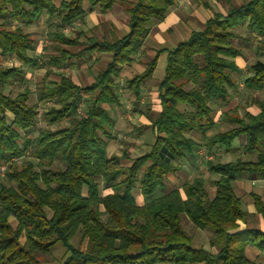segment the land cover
I'll return each mask as SVG.
<instances>
[{
    "label": "trees",
    "instance_id": "obj_1",
    "mask_svg": "<svg viewBox=\"0 0 264 264\" xmlns=\"http://www.w3.org/2000/svg\"><path fill=\"white\" fill-rule=\"evenodd\" d=\"M177 1L0 0V55L22 64L0 66V169L5 168L10 182L0 184V264H45L43 257L57 246L65 250L61 264H260L248 260L246 247L264 252V233L237 232L238 222L248 215L233 183L238 177L264 180V103L258 102L257 115L228 119L233 126L229 131L206 134L215 128L214 104L227 103L238 86L241 70L236 58L241 51L232 43L234 30L245 26L259 35L258 50L264 53V0H241L227 15L216 13L204 29L193 31L188 41L169 52L166 76L158 86L161 111L152 122L155 143L149 154L125 168L107 153L105 138H113L115 120L106 106L121 103L117 80L122 67L142 52L151 23L163 21ZM86 3L104 13L119 4L129 17V32L113 41L94 40L78 53L69 50L80 45L78 38L55 32L52 39L59 54L49 58L56 67L69 66L74 58L81 62L87 53H107L112 59L87 88L69 77H46L49 83L37 88L36 98L40 104L54 105L40 118L38 103L29 102L30 88L5 94L7 86L27 81L23 66L32 71L47 67L40 64L43 56H31L34 41L24 27L44 16L70 25L87 14ZM157 61L156 55L143 74L128 81L136 102ZM250 70L245 88L264 92V63L257 61ZM86 93L91 97L84 116L59 131L39 128L41 121L55 125L69 118ZM195 131L202 133V143L190 137ZM240 137L246 139L241 148L246 158L208 163L218 177L212 199L204 181L195 178L183 186V194L176 190L148 198L144 206L136 204L134 189L145 197L163 191L167 175L178 172L177 162L196 148L229 153ZM102 189L114 193L103 197ZM254 199L264 216L261 198ZM183 216L200 230L214 231L211 244L220 247L217 255L193 247ZM77 235L85 246L72 244Z\"/></svg>",
    "mask_w": 264,
    "mask_h": 264
},
{
    "label": "crops",
    "instance_id": "obj_2",
    "mask_svg": "<svg viewBox=\"0 0 264 264\" xmlns=\"http://www.w3.org/2000/svg\"><path fill=\"white\" fill-rule=\"evenodd\" d=\"M194 2H195L194 0H178L176 5L168 11L166 18L163 21L154 20L150 25L149 33H148L147 38L145 40V44L146 45L150 44L151 46H156V45H154V43H155L159 46H162V44L174 46L175 42L170 38V34L175 35L179 40H181L180 43H183V42L188 41L190 39L191 33L193 31H200V30L204 29L207 21L209 19L213 18L216 13H213V11L211 9H204L205 11H203V16H205V17H204V20L200 22L199 17L196 16V14H195V12H197V11H194L191 8L192 3H194ZM116 5H119V4H116ZM85 9L87 10V14L85 15L86 18H91V20H92V19H95L97 17L98 19H100V22H98V23L96 22V25L94 28L98 29V27L101 28V25L108 24L109 26H111V27H109L110 30H112V31L114 30V32H113L114 38L109 39L104 34L105 30H103L102 32L99 31L100 34L102 33L101 34L102 35L101 40L95 38L94 36H91L88 39V41H89L88 44H83L81 41H79L80 45L78 46V48H80V49L78 51L75 52L72 50L76 47L69 48V50H71L73 53L80 52L82 49L86 48L94 40L103 41L106 38L108 40L113 41L114 39L122 38L124 35H126L129 32V17H128V20L124 16L122 18L118 19L117 17H115V15H112V18L115 19V22L112 21V19L108 20L105 18L104 14L108 13L113 8L104 13L99 8H94L91 10L89 8L88 4L86 3ZM119 9L117 10V13H120ZM122 10L124 11L123 8H122ZM122 10H121L120 15L122 14ZM222 14L227 15V13H222ZM97 18H96V20H97ZM43 21H44V17L35 25L41 24V22H43ZM124 21L127 22L128 28L126 31H123V33H121L119 31V29L121 28L119 23H123ZM14 25L18 26L19 23L14 22ZM35 25H33V26H35ZM75 25H76V22H73L72 24L67 25V27L64 28L63 31L67 32V31H70L71 29L73 30ZM25 27H27V26H25ZM29 27H32V26H29ZM79 34H82V32H80ZM251 36H253L255 38V40H257L258 44H259V41L262 39L257 34H252ZM69 37L78 38L77 35L69 36ZM78 40H79V38H78ZM33 41H34V39H33ZM159 42L161 44H158ZM47 44H48V37L47 36L45 37L43 42H41L40 46L36 45L35 41H34L35 51L31 52V53L35 54L37 56V58H40L42 56L44 57L45 53L43 52V50L47 47ZM145 44H144V47H145ZM258 44H257V48H258ZM39 47L41 48L40 50H39ZM144 47H143V50L147 51L146 56H150V53H152L153 57L149 61H147L149 59V57L146 59L136 60V58L139 56L138 55L137 57H135L134 61L131 64H127V65H124L122 67L120 76L117 80L118 84L120 83V82H118L120 79L123 80V86L122 87L120 86V89H119V93L121 95V103L119 105L112 106V107L106 106V108L110 111L112 117L115 120V128H114V131L112 133L113 138H111V139L105 138V141L107 142V153H108V156H110V157H118L121 166H123L125 168L130 167L137 158L142 157L146 154H149L154 143H155V136H154V133L152 130V122L154 121V119L157 117V115L161 111V104H160V98H159L160 92H159L158 86H159L160 82L166 76L168 54H169V52H171L172 50L177 48V47H175L173 49L159 48V49H155L152 52L150 50V48H148L147 46H146V49H144ZM93 54L99 55L98 58H96V60L98 59L97 62H99L100 56L103 57L105 62L102 63V66H103V64H105L109 60V59L107 60V53L95 52ZM93 54L87 53L85 56H83L81 62H80V60H78V58L71 59V60H69V65H72L71 64L72 61L76 60V63L79 66V68L81 67L83 69H86L87 67H86L85 62L87 61V58L92 57ZM156 55L158 56V61H157L155 71H154L152 77L142 86L141 99L139 102H136V97L134 96L133 92L129 89V85L127 83H128V81L134 79L135 76L143 74L145 72L149 62L154 57H156ZM164 56L166 58V65L163 66L165 69V72H164V75H163L161 81L158 83V86H157V84L149 83L151 79H154L159 60L161 59V57H164ZM237 59L238 58H236V63L239 66ZM137 63H141V65H139ZM5 64H7L9 67H6ZM135 64L139 65V67H136L137 65L135 66ZM46 65H47V67L40 68V69H44V71H45L44 75H43L44 79H46V77H47L50 80L60 81L62 79V77H69L74 81L75 84H77L78 86H80L82 88L90 87L95 82L96 75L93 77H88L86 79V81L83 80L82 78L76 80L75 78L70 77L68 74L67 75L63 74V70H62L63 67H56L55 66V68H53L54 65H52L50 62L49 63L46 62ZM0 66L5 67V68H11V67H20V66H22V64L14 58H4L0 55ZM102 66H100V68L98 69L99 70L98 73L100 71L104 70V69H101ZM25 67H27V66H23L24 69H25ZM239 68H240V66H239ZM40 69H36L34 71H37ZM240 70H241V68H240ZM59 71H61V72H59ZM241 73H242V70H241L240 74L236 76V78L238 80V86H237L236 90L231 91L230 98L227 101V103L218 102V103L214 104V106H213V108H214L213 119L215 122V128L206 134L207 137L213 136V135L217 134L218 132L229 131L231 128H233V126L230 124V126H231L230 129L225 130V131H217V128H219L220 122L223 121L224 119L228 121V119H231L233 117L243 118L246 113L253 114V115H257L260 113L261 109L258 105V102L264 103V101H259L256 98H258L257 95L264 94V92H262V91L253 92V91L247 90L245 88V85L244 84L242 85L240 83L239 78H238L241 75ZM48 74H49V76H48ZM40 85H42V84H39L37 86V88ZM243 86H244V89L246 91H249L250 93H252L255 98L253 99L254 104L252 105L253 106L252 109L245 110L244 113L242 114L241 112H238V110L235 109L236 106L239 105V103L238 102L236 103L234 96H235V94L239 93V91H240L239 89ZM148 88H150V90H151L150 93L147 92ZM155 89H156V91H152ZM123 90H125V91L123 92ZM126 92L128 93V97L131 96L130 100H132L134 107L137 108L136 112H137L138 117L141 116L140 120H143V122H141L139 124V123H134V122L132 123L133 120L131 119L129 124L132 126L133 131H136L139 133H142L145 131L143 134V136L145 138L143 137L144 140L142 142H139V143H143V142L145 143V141L146 142L149 141V142H147L148 143V149L144 153L137 155V156H133L131 154L133 152V148H138V147L135 146V144L133 145V144H130V142L127 143L125 141L124 142L121 141V143L127 144V148H123L117 152H113V151L111 152V149H113V148L115 149L116 141L119 138V136H121L120 135V131H121L120 130V123H119L120 121H118L115 118L114 113L116 115H120V113L122 111L121 108H123L122 107L123 106L122 95L125 96L124 93H126ZM148 96L152 97V98H150V99H152L150 102V105H153L152 108H148L147 106H145V103L148 104L147 102H149ZM90 97H91V95L89 93H86L83 97H81V99L77 103L75 110L70 115V117L67 118V120H70V122H71V119H73V118H76V117L80 118L81 116H84L85 112H86V108L88 107V99ZM125 98L129 99L127 97H125ZM152 102H153V104H152ZM234 104H235V106H234ZM53 105H54L53 102H48L47 104H45L43 106H46L47 108H49V107H52ZM129 107L131 108V106H129ZM215 107L218 108V111H215ZM42 109H44L43 112H42ZM46 109L41 108V110H39V117L40 118H42L43 113ZM231 111H232V113H231ZM147 113L152 115L153 120L152 119L150 120L148 118ZM8 116L12 120V116L11 115H8ZM190 137L195 142H198V143L203 142V135L200 131H195V132L191 133ZM237 140H240V142L237 145H234V143ZM245 141H246L245 137H240V138L236 139L235 142L233 143L234 150L232 152H229V153L226 152V150H224L223 148H215L213 150H208V149L204 148L203 146L196 148L192 154L187 155L185 158H183L182 160L177 162V165L180 167L179 171L175 172V173L171 172L167 175L166 180H165L164 190H163L164 193L162 195H159L158 193H161V191L158 192L157 197L167 195V194H169L173 191H176V190L180 191L181 194H183L184 193L183 186L185 184L192 182L195 178H201L206 185L209 198L212 199L215 195L216 188L213 186V190L209 191L208 186L206 184V180L203 178L202 174L207 173L213 181H216L218 179V177L209 171L208 163L212 162L215 158H219L223 163L235 161L239 155L236 158H234L233 160L229 159V160L224 161V159L228 158V156L231 153L234 154L236 151L241 150L242 146L245 144ZM217 150H219L220 152H223V155H221V157L216 156ZM201 167H203L202 171H200ZM190 173L192 174L193 177L191 178V180L190 179L188 180V179H186V177H188V175ZM142 175H143V172L140 173V177ZM233 187H234L235 194L239 198H241L243 210L248 215L247 219L245 221L238 222L237 232L257 231V232L264 233V216L258 212V209L256 207V203H255V199H254L255 196L261 198V202L264 205V180H260V179H256V178L238 177L234 180ZM113 193H114L113 189H102L101 190V195L103 197L107 196V195H111ZM133 195L135 197L136 204L138 206H144L147 203L145 196H143L141 194V190L139 188L134 189ZM14 226H15V224H14ZM202 231H206V230H202ZM206 233H208L209 238L205 244H201V245L206 246L208 249H204V250L208 251L210 254L217 255L220 251V247L219 246H213L211 244V242L214 240L215 237L213 238V240H211V238H210L211 234L209 232H206ZM250 248H252L253 250H250ZM197 249H202V248H197ZM246 256H247L248 260L252 261V262L260 263V262H262V260H264V252L259 251L256 247L251 246V245H248L246 247ZM162 264H168V263H162Z\"/></svg>",
    "mask_w": 264,
    "mask_h": 264
},
{
    "label": "rangeland",
    "instance_id": "obj_3",
    "mask_svg": "<svg viewBox=\"0 0 264 264\" xmlns=\"http://www.w3.org/2000/svg\"><path fill=\"white\" fill-rule=\"evenodd\" d=\"M195 2L192 3L191 8L195 12L196 16L199 17V21H203L204 17L203 16V11H205L204 9H211L213 11V13H227L228 10L230 9V7H237L239 5H241V0H231V3L227 2L226 0H194ZM122 8L119 5H115L113 7V9L111 11H109L108 13L104 14L105 18L108 20H111L115 22V19L112 18V15H115V17H117L118 19L122 18L123 16L128 20V16L127 14L122 10V14L121 10ZM119 9L120 13H117V10ZM98 10V9H97ZM47 16H44V21L41 22V24L32 26V27H24L25 32H27L35 41L36 45L41 44V42H43V40L45 39V37H48V44L47 47L43 50V52L45 53L46 57L41 58V62L40 64H46L50 62V56H57L58 52L55 49V45L56 42L53 41L52 39V35L55 32H61L66 36H75L77 35V37L79 38V41H81L83 44H88V39L91 36H94L97 39L101 40V34L99 33L102 32L103 30H105L104 34L109 38V39H113V32L114 30H110L108 24H103L101 25V28L98 27V29H95V25L96 22H100V19L97 20L92 19L91 18H86V16H83L82 18L78 19L76 21V25L74 26L73 30L71 29L70 31L64 32L63 29L67 27V25L65 26L62 22L61 19L58 17H53V18H48ZM120 25V29L119 31L121 33H123V31H126L128 26H127V22L124 21L123 23H119ZM80 32H82V34H79ZM234 34L236 35L234 40H233V45L235 47H237L238 49H240L241 51V55L238 57L237 61L238 64L242 70L241 75L238 77L240 80V83L243 85L246 78L249 77L250 75H252V71L250 70V67L252 64H254L257 61L263 62L264 63V53L259 51L257 48V40H255V38L253 36H251L248 32V30L246 29L245 26L240 27L237 30H234ZM170 38L175 42L174 46H170V45H166V44H162V46H159L157 44L154 43V45L156 46H151L150 44L146 45L144 49H146V46L148 48H150V50L153 52L155 49H159V48H168V49H173L175 47H177V45L181 42V40H179L175 35H171L170 34ZM164 39V38H163ZM165 40V39H164ZM158 44H161L160 42ZM41 48L39 47V50ZM80 48L76 47L74 49H72L73 51H78ZM147 51L146 50H142V52L139 54V56L136 58V60H141V59H146L149 57V59L147 61H149L153 55L152 53H150V56H146ZM97 55V56H96ZM32 57L37 58V56L33 53H31ZM88 56V55H87ZM98 54H93L92 57H88L86 63V69L83 68H79V66L75 61H72V65L69 66H62L63 67V74L65 75H69L70 77L77 79L82 78L83 80L86 81V79L88 77H93L95 75H97L98 73V69L100 68V66H102V63H104V59L102 56H100V60L99 62H97L96 58H98ZM109 59V60H108ZM107 62L105 64H103V66L101 67V69H105L106 65L111 61V55L107 54ZM9 61V60H8ZM46 61V62H45ZM139 65H141V63H137ZM135 64V66L137 65ZM139 65H137L136 67H139ZM166 65V58L161 57V59L159 60L157 69H156V73L154 76V79H151L149 83L151 84H157L161 81L165 69L163 66ZM6 67H9L7 64H5ZM55 68V66L53 67ZM26 71V76H27V81L25 83H16L13 84L11 86H7L5 89V94L6 95H11V94H18L20 92L23 91L24 88L28 87L32 90V92H34L30 99L29 102L31 104H36L37 102V98H36V90H37V86L39 84L42 83H46L48 84L49 81H46L44 79V69H40L37 71H32L30 68L25 67L24 69ZM61 72V71H59ZM121 80V81H120ZM118 82H120V86H123V80L120 79ZM147 92H151L150 88L147 89ZM239 93L235 94L234 99L236 100V103L238 102L239 105L236 106V110H238V112H241L242 114L244 113L245 110H250L252 109V105L254 104L253 99L255 98L254 95L252 93H250L249 91H246L244 89V86L241 87L239 89ZM125 90H123L124 92ZM152 91H156L152 90ZM125 96L122 95L123 97V108H121V113L120 115H116L114 113L115 118L120 121V135L119 138L116 141V147L115 149H111V152H117L120 151L123 148H127V144H122V142H130V144H135V146H137L138 148H133V152L131 155L133 156H137L140 155L142 153H144L147 149H148V143L149 141H145V143H139L142 142L143 139V134L133 131L132 130V126L129 124L130 120L132 119V123H141L143 122V120H140L141 116L138 117L137 115V108L134 107L132 100H130V97H128V93H124ZM125 97L129 98L126 99ZM258 98H256L259 101H264V94H259L257 95ZM151 96H148V104L145 103V106H147L148 108H152L153 105H150V102L152 99ZM153 104V102H152ZM39 105V110H41V108H47L46 106H43V104L38 103ZM131 106V108L129 107ZM235 106V104H234ZM129 108V109H128ZM44 109H42L43 112ZM135 110V111H134ZM215 111H218V108L215 107ZM232 113V111H231ZM148 118L151 120H153V117L151 114L147 113ZM221 117V116H220ZM70 125V120H63L61 122H59L56 125H50L44 121L40 122L39 128L40 129H45V128H49L53 131H59L62 129H65L67 127H69ZM230 123L227 120H223L220 122L219 128H217V131H225L230 129ZM38 135V132L35 133V136ZM145 138V137H144ZM240 142V140H237L234 145H237ZM216 154V153H215ZM218 154V155H217ZM217 157H221V155H223V152H220L219 150H217ZM242 157V151L238 150L236 151L234 154L231 153L228 158H225L224 161L226 160H233L234 158H236L237 156ZM238 156V157H239ZM244 158H246V156L243 155ZM203 170V167H201L200 171ZM203 178L206 180V184L208 186L209 191L213 190V180L211 179V177L207 174V173H203ZM192 174L190 173L188 175V177H186V179H190L192 178ZM0 184H5V185H9L10 182L9 180L6 178V173L4 172V174L0 175ZM160 192V190H158L153 196L151 197H145V199L147 200L148 198L153 199L157 197V193ZM164 192L161 191V193H158L159 195H162ZM12 224L14 225V222H12ZM182 225L183 228L186 230V232L193 236V247L194 248H202V249H208L206 246L201 245V244H205L206 241L208 240L209 236L208 233L209 232L211 234V240H213V238L215 237V234L212 230L208 229L206 231H202L198 228H196L191 221L188 219L187 216H183L182 217ZM82 243V246H85V240H82V236L81 235H77L73 240H72V244L74 246H78L79 244ZM250 250H253L252 248H250ZM64 248L62 246H57L55 247V249L48 255L44 256V262L45 264H61L62 258L64 256ZM42 258V256L40 257ZM261 264H264V260H262V262H260Z\"/></svg>",
    "mask_w": 264,
    "mask_h": 264
},
{
    "label": "built area",
    "instance_id": "obj_4",
    "mask_svg": "<svg viewBox=\"0 0 264 264\" xmlns=\"http://www.w3.org/2000/svg\"><path fill=\"white\" fill-rule=\"evenodd\" d=\"M4 172H5V168L2 167V168L0 169V175H1V174H4Z\"/></svg>",
    "mask_w": 264,
    "mask_h": 264
}]
</instances>
